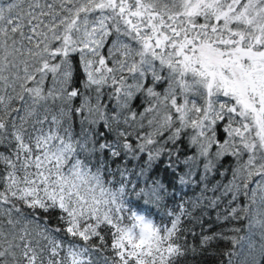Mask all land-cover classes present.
I'll use <instances>...</instances> for the list:
<instances>
[{
  "label": "snow or ice",
  "instance_id": "obj_1",
  "mask_svg": "<svg viewBox=\"0 0 264 264\" xmlns=\"http://www.w3.org/2000/svg\"><path fill=\"white\" fill-rule=\"evenodd\" d=\"M0 148V264H264V0H0ZM229 157L217 220L247 231L189 243L199 203L151 172Z\"/></svg>",
  "mask_w": 264,
  "mask_h": 264
},
{
  "label": "trees",
  "instance_id": "obj_2",
  "mask_svg": "<svg viewBox=\"0 0 264 264\" xmlns=\"http://www.w3.org/2000/svg\"><path fill=\"white\" fill-rule=\"evenodd\" d=\"M74 62L78 64V57H74ZM77 79H83L82 74H78ZM137 103H139V101ZM18 106L19 102H15L13 104V107ZM77 130L79 129L77 128ZM0 151H3V149L0 148ZM135 163V161H130L129 167H132ZM234 165L235 161L233 158L229 157L223 159L217 166V169L209 173L206 180L201 181L200 176L203 175V164L201 163L197 169V175L192 177L191 179L186 177V180H188V182L183 185L180 184L178 180L173 181L169 177V175L164 172L163 161H161L151 172V175L153 177H163L164 182L168 186V192L174 193V195L168 196L164 202L167 205L168 209L178 211L179 203L181 201H184L185 207H187L189 211H192V203H199V206L195 209L193 215L195 217L202 218L203 225L194 223L188 218H184L183 220V226L186 229H192L196 233L195 237H193L192 235H188L187 239L189 243H195L197 245L199 244L202 228L203 234L210 235L212 232H217L225 227H231L232 225H235L236 227H242V232L240 233L241 235H244L246 233L247 230L243 229V221L223 222L217 220L218 214L221 216L226 215V210H228L230 207H235L237 203H244L243 197H238V200L236 202H233L231 205H229L231 195H223V186L231 180L232 172L230 169ZM225 169H228V171H225ZM136 171H139V169L137 168ZM221 172H224V175H221ZM132 179L135 181L136 177L133 176ZM143 186L144 184L141 180L140 187ZM216 197H220L217 206L215 208L210 207V201L214 200ZM129 199L133 201L131 205L133 210H142V208L144 207L143 200H138L135 195L129 197ZM147 207L151 209L154 214V218L158 223L161 222L162 217L164 223H169V219L164 216L163 209L158 212L154 205H148ZM125 222L128 223L129 221L126 220ZM52 223H55L54 214ZM226 246L227 245L223 241L214 242L211 247L205 250L202 254H198L195 256L189 254L188 256L182 258L179 264H220V260L223 259V257L220 256L219 253Z\"/></svg>",
  "mask_w": 264,
  "mask_h": 264
}]
</instances>
